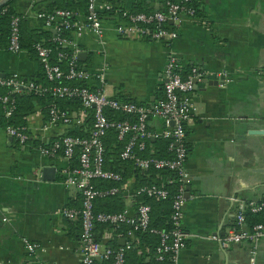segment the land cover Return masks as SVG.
Instances as JSON below:
<instances>
[{
    "label": "crops",
    "instance_id": "0c3cea01",
    "mask_svg": "<svg viewBox=\"0 0 264 264\" xmlns=\"http://www.w3.org/2000/svg\"><path fill=\"white\" fill-rule=\"evenodd\" d=\"M35 1L18 0L28 28L38 25L36 13L49 2ZM102 1L114 9L113 15L101 18L103 42L87 28L80 35L72 32L71 37L82 69L94 73L107 66L108 94L142 104L154 102L162 91L170 49L181 71L196 66L209 72L194 85V110L186 125L189 177L182 229L190 236L180 263L250 264L249 241L223 247L205 237L222 236L235 226L237 204L230 197L246 203L264 201V0H197L196 15L182 22L170 49L164 41L124 38L115 31L121 10H130L137 2L146 9H159L165 0ZM77 19L85 20L81 13ZM39 70L36 56L26 50L0 49V74L33 76ZM220 72L229 80L223 85ZM150 125L155 130L162 127L157 118ZM25 127L30 142L24 146L0 132V264H36L22 238L40 243L43 249L36 253L37 259L48 264H81L80 219L62 215L63 209L80 208L81 195L64 184L67 162L42 156L38 150L39 144L69 128L48 124L40 105L28 114ZM44 167L54 169L44 172ZM133 178L127 179L130 189L135 187ZM155 180L166 181L163 175ZM122 200L133 214V198ZM96 233L104 246L115 237L120 245L123 240L134 246L140 242L133 234H115L106 226H99ZM139 249L135 256H145L147 251ZM254 264H264V237L257 243Z\"/></svg>",
    "mask_w": 264,
    "mask_h": 264
},
{
    "label": "built area",
    "instance_id": "2783aa9c",
    "mask_svg": "<svg viewBox=\"0 0 264 264\" xmlns=\"http://www.w3.org/2000/svg\"><path fill=\"white\" fill-rule=\"evenodd\" d=\"M191 0L165 2L164 9L151 12H130L121 10L120 21L115 25L117 34L124 38L141 37L143 39L163 41L170 49L171 43L178 36V28L188 17H194L195 8L190 5ZM110 5L102 0H87V13L84 22L78 19L69 21L70 11L55 9L52 12L38 11V19L44 20V26L58 33L61 29H72L77 35L87 28L103 42V30L100 12L109 9ZM78 16V15H77ZM55 40L70 49L69 57L64 52H58L56 60H52V48L42 42H35L33 47L37 61L44 76L52 85H44L27 78L19 73L0 75V132L11 137L18 145L24 146L30 142V134L25 126H15L7 122L15 106V93H27L51 96L48 103L47 123L67 126L70 129L82 127L90 118L89 131L86 136L63 134L58 138L38 145L42 156L63 159L67 162L64 168V184L73 187L81 195V206L76 209H63L62 215L67 219L79 218L81 233L79 238V256L81 264H95L98 261L110 260V264H126V252L132 248L130 240L116 249L104 246L97 238V225L103 224L114 230L120 224L131 226L127 234L135 230H146L150 221V205L141 202L132 214L127 208L118 212H96L94 201L98 197L121 194L122 197L134 198L145 194L150 197L165 199L168 190L162 185L152 183L130 189L127 180L121 181L119 172L105 168V138L110 130L115 132L117 140L123 141L120 156L132 161L134 167L141 172L149 168L165 169L176 173L177 188L172 197L173 213L171 215L172 228L169 231H151L159 233V243L155 248L156 260L162 264H181L180 252L190 235L182 229L184 204L186 201V182L189 172L185 168L188 151L186 146V125L192 118L194 106L192 93L194 81H200L209 72L192 66L184 76L173 51L170 49L163 70V97L150 103L142 104L135 101H122L106 92L107 66L103 64L96 72L90 73L78 67L76 63L77 51L72 49L73 40L55 37ZM6 50L17 53L21 50L19 43L18 18L13 17L10 23V36ZM66 61V67L60 65ZM220 85L228 82L224 73L220 72ZM62 80L80 81L85 85L62 83ZM93 82V83H92ZM88 83V84H87ZM75 100L77 107L59 110L53 101ZM122 113L123 118L110 117L106 111ZM159 119L162 127L155 130L150 122ZM165 139L172 157L154 158L144 156L146 150L153 149L150 140ZM119 182L117 185L101 188L97 181ZM170 181V180H169ZM237 204L235 212V226L222 236L210 235L205 238L218 241L223 247L249 241L250 264L256 261V246L264 237V224L256 223L250 229L245 227V210L264 212V201L244 202L238 197H230ZM3 220H7L3 217ZM112 226V227H111ZM25 250L36 264H48L37 259L36 253L42 250L40 243L22 238ZM27 264H30L28 262Z\"/></svg>",
    "mask_w": 264,
    "mask_h": 264
},
{
    "label": "trees",
    "instance_id": "16d2710c",
    "mask_svg": "<svg viewBox=\"0 0 264 264\" xmlns=\"http://www.w3.org/2000/svg\"><path fill=\"white\" fill-rule=\"evenodd\" d=\"M168 0H165V2ZM171 1H180V0H171ZM165 2L163 7L159 9H164ZM35 3H39L36 2ZM190 5L195 8V15L197 9V0H191ZM55 9H62L70 11V16L67 18L69 21L77 20L78 14L81 13L84 16L87 13V0H49L48 6L39 10L45 12H52ZM155 9H146L141 6L139 2L133 4L130 8V12H151ZM114 9L109 8L100 12V18H108L113 15ZM13 17L18 18V27H19V43L20 48L26 50L31 57H35L36 53L34 50L35 42H42L44 45L52 48V60H56V56L58 52H64L69 57L70 49L64 46H61L56 40L55 37L59 36L62 38L71 39V31L72 29H61L58 33L53 32L51 29H48L44 26V20L38 19V25L35 28H28L27 20L25 14L19 10L18 0H8L6 3L0 6V49H5L8 45L9 36H10V23ZM166 42L165 40H163ZM65 59L61 60L59 63L63 68L66 67ZM76 63L78 67L81 68L80 62L76 59ZM181 71V69H180ZM181 73L185 76L188 73V70L181 71ZM29 79H32L36 82L42 83L44 85H52L53 83L48 82L44 76L43 70L40 67V70L36 75L26 76ZM62 83H70L76 84L79 86L85 85L80 81H67L62 80ZM88 84V83H87ZM15 99V106L12 112V115L9 119H7L8 123H11L15 126H25L26 118L28 114L35 108L36 105L41 106V110L47 114L48 103L52 100L51 96L47 93L42 96H34L32 94L27 93H15L13 94ZM163 97V86L160 95L156 98V100ZM119 100L122 101H133L130 98L125 96H117ZM155 100V101H156ZM55 106L59 110H67L69 106L77 107L78 102L75 100H55L53 101ZM147 105V104H145ZM106 113L110 117H114L117 119H122L124 116L122 113H117L114 111H106ZM90 118L86 120V123L79 128H73L66 132V134L70 135H78V136H86L89 131L90 126ZM150 144L154 145L155 151L143 152L144 156H152L154 158H164V157H172V153L168 150V141L165 139H155L154 141L150 140ZM39 145H46L45 143H41ZM124 145L123 141L117 140L115 136V132L110 130L107 133L105 138V158H104V166L107 169L119 172L122 176L121 181H125L130 177H134L135 187L138 188L142 185H150L152 183L161 184L158 181H154L155 177L158 175H163L165 177V183L162 184L168 190V196L165 199H159L147 196L145 194H140L134 196L133 198V207L136 210V207L139 203L144 202L150 205V221L148 228L146 230H135L132 232L133 235L137 236L139 239V245L134 246V243L131 242V249L126 252V264H135L133 260L137 264H162V262L156 260L155 257V248L159 243V233L151 231L160 230V231H169L172 228L171 223V215L173 213L172 208V197L177 188L176 173L174 171H168L165 169H156L149 168V170L145 172H141L136 169L130 160L122 159L120 156L121 149ZM170 180V181H169ZM118 182V183H119ZM113 181H97L96 185L101 188H107L118 184ZM123 197L121 194L115 195H107L103 197H98L94 201V209L96 212H118L124 209L122 200ZM245 225L248 229H250L256 223L264 224V212H251L250 210H245ZM103 227L106 225L98 224V227ZM112 227V226H111ZM131 230V226L120 224L116 228H114L115 234H125L127 231ZM109 246L112 249H116L122 245L119 244L118 237L112 240L109 243ZM136 248H140L139 250L143 253L145 250V256H135L134 251ZM95 264H110V260H102L98 261Z\"/></svg>",
    "mask_w": 264,
    "mask_h": 264
},
{
    "label": "water",
    "instance_id": "95a60500",
    "mask_svg": "<svg viewBox=\"0 0 264 264\" xmlns=\"http://www.w3.org/2000/svg\"><path fill=\"white\" fill-rule=\"evenodd\" d=\"M8 0H0V6L3 5L4 3H6ZM42 0H36V2H41ZM83 54V52H81ZM80 54V53H79ZM78 54V55H79ZM1 76H4L5 74H0ZM197 84V81H194V85ZM54 168L53 167H44L43 171L44 172H51ZM188 195V188H186V192H185V196ZM124 243V240H123Z\"/></svg>",
    "mask_w": 264,
    "mask_h": 264
}]
</instances>
